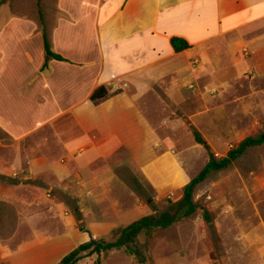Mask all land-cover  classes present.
<instances>
[{
	"label": "crops",
	"instance_id": "crops-1",
	"mask_svg": "<svg viewBox=\"0 0 264 264\" xmlns=\"http://www.w3.org/2000/svg\"><path fill=\"white\" fill-rule=\"evenodd\" d=\"M51 1H42V26L38 9L2 12L12 0H0V129L22 143L15 156H24L28 177L42 168L54 180L50 189L75 181L61 159L75 166L76 183L107 193V180L90 167L123 157L145 181L170 169L172 181L154 189L172 188L188 180L176 148L188 144L180 131L188 126L208 145L204 127L215 130L218 114L231 115L235 131L240 109L264 102V0H54L50 9ZM42 29L64 60L46 57ZM172 37L190 48L175 52ZM99 87L105 96L91 100ZM211 136L221 140L223 131ZM168 147L177 157L157 165ZM85 209L86 202L83 242L111 231L113 223ZM67 224L58 233L81 231ZM51 225L42 224L35 243L10 251L9 264L23 253L27 264H58L62 236L50 237Z\"/></svg>",
	"mask_w": 264,
	"mask_h": 264
},
{
	"label": "rangeland",
	"instance_id": "rangeland-1",
	"mask_svg": "<svg viewBox=\"0 0 264 264\" xmlns=\"http://www.w3.org/2000/svg\"><path fill=\"white\" fill-rule=\"evenodd\" d=\"M42 1L12 0L11 7L1 10L29 14L33 10L37 12L40 7L42 9ZM49 8H55L54 0ZM215 116L212 115L213 119ZM231 118L223 112L217 115L215 130L210 124L204 127V133L210 138V151L216 157L224 156L244 137L255 136L264 130V102L249 113L241 108L234 116L235 131L231 128ZM216 130L223 131L221 140L211 136ZM161 132L168 131L161 129ZM179 134L181 141L188 143L176 147L178 151L182 150L181 163L186 168L184 177L188 180H177L173 184L174 180L172 188L157 191L154 189L156 184L163 180L172 181L171 176L168 177L172 173L170 169L167 174L163 173L164 178L147 179V183L137 170L126 166L125 158L121 160L120 155V160H99L90 167L98 171L102 180H107L104 187L107 186L108 190L104 193L96 186L89 188L76 183L78 171L75 166L61 159L58 164L64 169L67 167L72 178L75 177V181L70 179L62 183L63 187L66 186L64 189L62 186L61 189H50L54 180L47 173H40L44 172L42 168H38L35 178L28 177L24 156H15L17 150L23 152L22 143L14 145L15 140L0 129V264H9L10 251L35 243L33 236L43 229V223L53 224L48 228L50 237L62 236L57 240L61 242L60 255L83 243L81 239L84 233H88L85 225L89 224L79 221L83 218L79 209L84 202L88 209L83 214L88 217L98 214L104 216L108 223H113L110 232L95 238L105 242L115 240L122 227L143 216L173 212L182 197L184 185L208 159V151L195 142L190 127H185ZM171 148L168 147L166 156L157 165L163 161L169 164V159L177 157L172 151L174 147ZM103 165L105 167L100 169ZM87 171L88 168L85 169ZM117 174L121 175V179ZM149 174L150 169L146 172V175ZM192 198L197 206L192 215L166 228L143 231L136 236L129 246L139 252L138 257L122 247L102 251L99 255L84 253L77 264H264V144L249 148L227 168L210 173L194 188ZM65 224H70V229L74 230L82 228L80 232L69 230L58 233L56 227ZM36 251L34 249L33 252ZM17 258L19 264H27L25 253ZM137 258H142L144 262H139Z\"/></svg>",
	"mask_w": 264,
	"mask_h": 264
},
{
	"label": "trees",
	"instance_id": "trees-1",
	"mask_svg": "<svg viewBox=\"0 0 264 264\" xmlns=\"http://www.w3.org/2000/svg\"><path fill=\"white\" fill-rule=\"evenodd\" d=\"M38 15L40 23L43 26V16L40 8H38ZM44 50L47 58H53L57 60H64V58L54 53L48 42L47 34L42 29ZM170 44L175 52L183 51L190 48V44L181 37H172ZM46 63L43 64L45 66ZM106 89L104 87L97 88L91 95V100H97L104 97ZM194 140L198 144L204 145L208 151V159L204 166L198 171V173L192 177L183 187L182 197L179 201L177 208L173 211H165L158 215H146L136 221L122 227L118 232V237L113 241H100L98 239L90 238L88 241L80 243L70 252L64 255L58 264H77L81 260L84 253H95L99 255L102 251L119 250L122 247L126 249L129 254L138 257L140 254L138 251L132 249L129 244L133 243L136 236L141 232H150L156 228H166L181 218L192 215L197 206L193 201L194 188L204 181L210 173L227 168L233 161L242 156L249 148L260 146L264 144V130L255 136H247L243 138L239 143L227 150L226 154L221 157H216L211 151L209 146L205 143L201 134L193 130ZM205 216L208 217L205 212ZM82 227H80L81 229ZM139 262H144L142 258H137Z\"/></svg>",
	"mask_w": 264,
	"mask_h": 264
}]
</instances>
